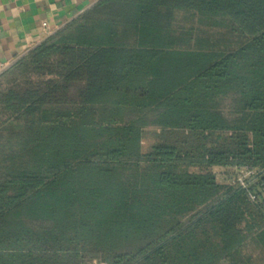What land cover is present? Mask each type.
Listing matches in <instances>:
<instances>
[{
    "label": "trees",
    "instance_id": "1",
    "mask_svg": "<svg viewBox=\"0 0 264 264\" xmlns=\"http://www.w3.org/2000/svg\"><path fill=\"white\" fill-rule=\"evenodd\" d=\"M93 261L264 264V0H101L0 75V264Z\"/></svg>",
    "mask_w": 264,
    "mask_h": 264
},
{
    "label": "crops",
    "instance_id": "2",
    "mask_svg": "<svg viewBox=\"0 0 264 264\" xmlns=\"http://www.w3.org/2000/svg\"><path fill=\"white\" fill-rule=\"evenodd\" d=\"M101 0H0V60L13 63Z\"/></svg>",
    "mask_w": 264,
    "mask_h": 264
},
{
    "label": "rangeland",
    "instance_id": "3",
    "mask_svg": "<svg viewBox=\"0 0 264 264\" xmlns=\"http://www.w3.org/2000/svg\"><path fill=\"white\" fill-rule=\"evenodd\" d=\"M222 113L224 116L229 119L233 120L237 117V115L231 110V100H226L224 102L223 108H222ZM146 144L147 146L155 139V133L154 131L147 132L146 136ZM192 171H199L198 168L192 169ZM213 172L217 175L218 179L221 182H229V183H238L239 177L242 178L243 181L245 182H250L251 178L249 175H247L245 172H241L240 169L238 168H220V167H215L213 168ZM253 179V178H252ZM254 180V179H253ZM252 180V181H253Z\"/></svg>",
    "mask_w": 264,
    "mask_h": 264
},
{
    "label": "built area",
    "instance_id": "4",
    "mask_svg": "<svg viewBox=\"0 0 264 264\" xmlns=\"http://www.w3.org/2000/svg\"><path fill=\"white\" fill-rule=\"evenodd\" d=\"M43 27L46 29V34L47 35L51 36L53 34V32L51 31V29L49 28V26H48L47 23H43ZM13 63L3 62V61L0 60V75H2ZM240 171L242 173L245 172L247 175H249L253 179L257 178V176H258L257 170L256 169H253V168H240ZM252 178H251V180H253ZM238 184L241 187H243V188H248L249 181L248 182H245V181L242 180L241 177H239ZM249 195H250V198L252 200H255L256 199V197L253 194L250 193ZM88 264H106V263L101 262V261H93V262L88 263Z\"/></svg>",
    "mask_w": 264,
    "mask_h": 264
}]
</instances>
